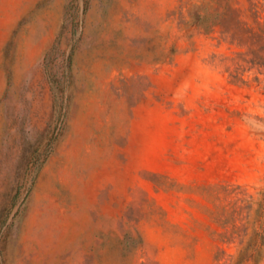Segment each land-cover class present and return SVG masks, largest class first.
Segmentation results:
<instances>
[{
	"label": "rangeland",
	"instance_id": "rangeland-1",
	"mask_svg": "<svg viewBox=\"0 0 264 264\" xmlns=\"http://www.w3.org/2000/svg\"><path fill=\"white\" fill-rule=\"evenodd\" d=\"M195 1L0 0V264L264 248V0Z\"/></svg>",
	"mask_w": 264,
	"mask_h": 264
},
{
	"label": "trees",
	"instance_id": "trees-1",
	"mask_svg": "<svg viewBox=\"0 0 264 264\" xmlns=\"http://www.w3.org/2000/svg\"><path fill=\"white\" fill-rule=\"evenodd\" d=\"M237 8L232 0H197L193 2L189 11L190 22L204 29L207 33L214 32L218 26L222 27L224 35L229 36L232 32L230 23L235 16ZM238 17H240L238 15ZM235 40V34H231ZM264 244V243H263ZM264 256V248L261 246L247 245L240 252L237 264L246 261H260Z\"/></svg>",
	"mask_w": 264,
	"mask_h": 264
}]
</instances>
